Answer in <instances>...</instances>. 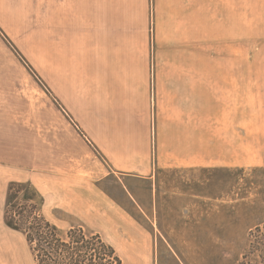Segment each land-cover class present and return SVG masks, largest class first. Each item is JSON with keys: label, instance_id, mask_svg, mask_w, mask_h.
<instances>
[{"label": "rangeland", "instance_id": "374dc122", "mask_svg": "<svg viewBox=\"0 0 264 264\" xmlns=\"http://www.w3.org/2000/svg\"><path fill=\"white\" fill-rule=\"evenodd\" d=\"M149 21L154 183L98 151L105 110L55 38L41 53L37 0H0V264H35L27 204L123 264L243 262L264 224V0H149Z\"/></svg>", "mask_w": 264, "mask_h": 264}, {"label": "crops", "instance_id": "0c3cea01", "mask_svg": "<svg viewBox=\"0 0 264 264\" xmlns=\"http://www.w3.org/2000/svg\"><path fill=\"white\" fill-rule=\"evenodd\" d=\"M37 12L41 53L43 33L55 38V52L60 45L66 59L83 69L86 93L93 94L86 107L105 110L94 141L112 172L154 183L160 156L155 158L150 125L149 0H37ZM197 141L196 162L206 167L205 143ZM209 156L211 166L220 165Z\"/></svg>", "mask_w": 264, "mask_h": 264}, {"label": "trees", "instance_id": "16d2710c", "mask_svg": "<svg viewBox=\"0 0 264 264\" xmlns=\"http://www.w3.org/2000/svg\"><path fill=\"white\" fill-rule=\"evenodd\" d=\"M20 209L26 213L22 215L21 225L35 264H123L113 246L100 234L87 233L81 227L61 234L32 204ZM249 235L251 241L240 264H252V258L264 264V224L256 226ZM254 236H261V239L254 242Z\"/></svg>", "mask_w": 264, "mask_h": 264}]
</instances>
